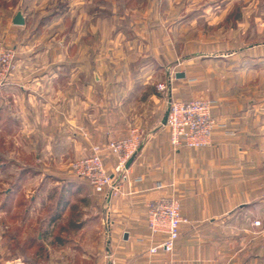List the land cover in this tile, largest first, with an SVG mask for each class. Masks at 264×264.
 <instances>
[{"label": "crops", "instance_id": "obj_1", "mask_svg": "<svg viewBox=\"0 0 264 264\" xmlns=\"http://www.w3.org/2000/svg\"><path fill=\"white\" fill-rule=\"evenodd\" d=\"M91 2L66 0L62 21L69 31L64 41H57L59 31L48 40L37 35L29 40L19 35L5 40L17 49L18 68L0 89L3 102L8 110L18 112L24 126L45 127L37 134L41 141H49L57 157L67 153L90 155L93 144L125 135L130 122L123 117V111L128 103L137 99L141 90L152 95L153 90L148 91L152 79L170 75L169 66L180 61V52L174 51L165 37L169 24L159 23L157 17L154 20L152 13L149 17L148 0L146 7L131 9L129 16H113L129 31L121 33L122 55H109L107 59L106 54L98 53L101 45L92 51L94 47L87 37L95 27L100 29L107 17L103 11L91 12ZM172 10L169 8L168 13ZM25 20L27 25V16ZM215 22L211 26L218 24ZM182 24L181 19L172 23L177 28ZM12 25L15 26L13 20ZM155 28L160 29V38L153 34L149 39V31ZM74 33L80 36L70 37ZM130 49L135 53L131 54ZM248 49L247 53L241 48V52L203 55L198 63L195 57L185 60L189 61L187 69L175 68L176 75L185 76L175 79L173 98H208L215 103L213 114L221 126L211 146L175 150L168 128L162 125L163 118H149V125L155 128L131 164L130 181L122 185L118 194L96 193L86 182L84 187L80 185L81 194L86 192L81 202L84 213L66 216L63 211L69 202L63 210L57 201L61 217L54 218V211L48 219L40 220V226L56 238L67 240L57 231L68 236L86 230L90 223L99 224L96 248L82 251L88 264H261L259 247L250 250V238L260 239L264 233L254 231L253 226L251 229L250 216L259 215L264 204V123L237 102L240 95L234 92L238 84L230 80L231 67L224 72L218 69L221 63L236 61L239 56L243 62L248 60ZM230 55L231 59L227 57ZM106 163L112 170L114 160L107 159ZM171 193L181 200L182 214L188 222L180 228L174 254H150L146 205L151 199ZM255 232L257 235H253ZM47 250L48 264H62L57 257L62 250ZM71 253L65 254L66 262L71 261ZM3 254L0 251L1 257ZM9 255L7 259L0 257V264L13 262Z\"/></svg>", "mask_w": 264, "mask_h": 264}, {"label": "rangeland", "instance_id": "obj_2", "mask_svg": "<svg viewBox=\"0 0 264 264\" xmlns=\"http://www.w3.org/2000/svg\"><path fill=\"white\" fill-rule=\"evenodd\" d=\"M91 1L93 4H90V11H103L107 19L105 24L100 23V29L95 27L96 30L87 37L90 46L101 45L98 53L106 54L107 59L109 55H122L124 48L121 43L124 38L121 33L129 31L120 20L117 18L115 20L113 16L119 17L120 14L129 16L131 9L135 11L140 5L146 7V0ZM148 1L149 17L153 15L154 20L157 17L156 20L158 19L159 23L164 21L166 25L169 24V32L165 37L169 38L172 49L180 52V61L175 66L173 64L169 66L173 76L172 72H175V68L187 69V62L192 58L196 57L198 63L203 55L241 52V48L245 52L249 47L248 60L243 62L239 56L236 61L221 63L218 69L224 72L231 67L230 80L238 84V89L234 92L240 95V98L237 97V102L252 117L259 118L261 123H264V0ZM169 8L174 10L168 13ZM65 9L66 0H0V39L5 41L7 36L16 38L19 35V38L29 40L37 35L38 38L43 37L48 40L52 34L59 31L57 41H64L69 31L66 23L63 22ZM19 11L27 16V25L13 26L12 20ZM177 19L183 22L180 28L172 25ZM56 20L59 21L58 24H55ZM211 22H218V24L211 26ZM17 27H25V29L17 30L22 29ZM159 30L155 28L149 31V39H152L153 34L156 35H154L156 39L160 38ZM74 34H70V37L80 36L79 33ZM95 48H92V51ZM128 51L131 54L135 53L132 49ZM227 57L230 58L231 55ZM242 64L244 78L241 77ZM109 67L111 68V65ZM167 79L169 75L153 78V85L148 88V91L153 90V94L149 95L148 92L146 95L141 90L137 99L128 103L123 111V117L130 122L127 132L131 126H137L146 139L155 128L149 125V118L155 121L164 117L169 109V92H160L157 85ZM43 129H45L43 126L21 124L18 112L14 109L8 110L0 93V251L4 253V257H0L7 259L9 253L10 261L27 264V260H30L31 264H47L44 263V255L36 257L38 247L31 246L29 242L30 237H40L46 247H51L53 250L57 247L58 252L62 250L60 254H57L62 264L69 262V259L65 261L67 252H72L69 264H88L82 251L96 248L99 224L90 223L86 230L82 229L68 236L58 230L57 234L67 237L68 240L62 245L49 229L46 230V227L40 226V220L48 219L55 211V204L61 193L64 196L63 201H69V208L63 211L66 216L76 217L77 211H82L81 202L86 192L81 194L82 188L80 186L77 188L74 183H80L84 187L86 182L77 177L72 166L78 159L88 154L73 156L67 153L60 154L58 157L54 156L49 141L39 139L37 131ZM87 213L90 214L89 211ZM262 213L264 215V204L259 215L251 214L250 216L251 229L253 226L254 231H261L260 233H264ZM83 218H85L84 215H82ZM257 220L261 221L260 227L254 226ZM257 247L261 256L259 262L264 264V234L260 239L250 238V250H257Z\"/></svg>", "mask_w": 264, "mask_h": 264}, {"label": "built area", "instance_id": "obj_3", "mask_svg": "<svg viewBox=\"0 0 264 264\" xmlns=\"http://www.w3.org/2000/svg\"><path fill=\"white\" fill-rule=\"evenodd\" d=\"M17 49L0 39V89L8 84L16 72ZM169 79L160 82V92H169V114L166 127L170 143L175 150L182 147L199 149L213 144L214 135L221 126L213 114L214 101L208 98L175 99L172 88L175 72ZM145 136L137 126H131L125 135L91 146V154L78 159L72 166L77 177L85 180L96 193L118 194L122 185L130 181L131 164L144 144ZM114 160L110 170L106 160ZM130 161L131 164H130ZM146 221L149 230V253L160 252L172 255L180 237L182 224L188 219L182 214L181 200L175 193L151 199L146 205ZM260 227L261 221L254 222ZM161 238L157 241V238ZM9 264H21L13 261Z\"/></svg>", "mask_w": 264, "mask_h": 264}, {"label": "trees", "instance_id": "obj_4", "mask_svg": "<svg viewBox=\"0 0 264 264\" xmlns=\"http://www.w3.org/2000/svg\"><path fill=\"white\" fill-rule=\"evenodd\" d=\"M85 181V180H84ZM85 182H87V181H85ZM88 183V182H87ZM74 185H76L77 186V188H80L79 186L80 185H82V184H76V183H74ZM89 185V184H88ZM90 186V185H89ZM60 197H59V199H58V203L60 204V205H62V206H64L63 207V210H64V208H65V204L67 203V202H69V201H63V198H64V196L62 195V193H61V195H59ZM58 204V205H59ZM56 205V204H55ZM56 207V206H55ZM56 210V215H55V217L54 218H59V217H61V215H62V213H61V211L60 210H58V208H55ZM53 218V219H54ZM71 224L72 225H74V226H78L75 222H71ZM60 229H66V227H64V226H61L60 227ZM57 240H58V242L59 243H61V244H65L66 242H67V240L66 239H64V238H62L61 236H58L57 238H56ZM29 242H30V244H31V246H33V247H38V249H36V257H42V255H44V263H47L48 264V250H47V247H46V245H44V241L42 240V239H40L39 237H36V238H33V237H30V240H29ZM40 244V245H39ZM26 263H28V264H31V262H30V260H27V262Z\"/></svg>", "mask_w": 264, "mask_h": 264}, {"label": "water", "instance_id": "obj_5", "mask_svg": "<svg viewBox=\"0 0 264 264\" xmlns=\"http://www.w3.org/2000/svg\"><path fill=\"white\" fill-rule=\"evenodd\" d=\"M26 23L25 16L22 11H19L15 17L13 18V24L16 26H24ZM185 75L183 73H177L176 77L177 78H183ZM168 114H169V109L165 113L163 119H162V125L166 126L167 121H168ZM132 161H130L131 164Z\"/></svg>", "mask_w": 264, "mask_h": 264}]
</instances>
